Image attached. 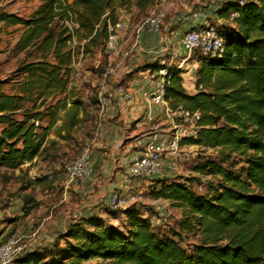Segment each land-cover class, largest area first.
<instances>
[{
    "label": "trees",
    "instance_id": "1",
    "mask_svg": "<svg viewBox=\"0 0 264 264\" xmlns=\"http://www.w3.org/2000/svg\"><path fill=\"white\" fill-rule=\"evenodd\" d=\"M154 1L38 0L27 16L0 12L4 26H19L13 49L26 55L10 82L0 80V169L13 171L40 156L50 158L56 122L54 135L67 140L83 121L87 105L69 94L74 51L67 45L63 21L71 16L78 23L82 52L105 50L107 21L115 23L131 4L149 8ZM232 13L236 17L229 19ZM214 14L221 21L217 31L223 51L214 57L195 53V91L183 87L180 68H167L164 99L171 108L200 115L195 135L181 143L213 152L198 157L192 167L197 177L165 178L150 192L179 209L176 229L153 226L147 210L130 204L109 211L126 216L125 229L108 227L97 216L77 219L51 246L23 253L16 261L264 264V0H243L241 5L229 0ZM144 66L151 71L166 67L157 61ZM8 83L10 92L3 88ZM88 99L98 110V95ZM21 202L22 216L37 205L30 195Z\"/></svg>",
    "mask_w": 264,
    "mask_h": 264
},
{
    "label": "rangeland",
    "instance_id": "2",
    "mask_svg": "<svg viewBox=\"0 0 264 264\" xmlns=\"http://www.w3.org/2000/svg\"><path fill=\"white\" fill-rule=\"evenodd\" d=\"M179 0L174 1V7ZM189 5V12L195 8L202 9L206 13V17L214 25L219 27L218 19L213 16H209L208 11L215 4L222 5V3L229 0H184ZM38 0H0V12L16 13L21 16H27L37 5ZM147 8H137L133 4L126 10L130 13L129 23H132L131 27H128L126 33H130L127 45L133 41L136 32L134 31V24L141 18L147 16ZM171 13V10H170ZM169 13L163 20V23L159 29L163 35L168 31L164 30V27L169 23ZM200 21V20H197ZM19 26H4L0 22V80H8L13 76L15 67L25 58L24 52H15L14 44L18 38L20 28ZM185 33V32H184ZM77 41H79L77 39ZM84 41L80 40L79 42ZM71 49V48H70ZM182 49V47H181ZM73 53L70 67L69 78V94L74 98L82 101L87 105V111L83 118V121L76 129H74L70 137L67 140H61L54 134V129L58 127L59 121L51 129L50 137H54L56 144L50 151L51 157L48 160L64 159L66 163L72 161L84 147L90 149V141L92 136L97 130L98 119L97 113L94 111L92 105H88V95L97 96L98 93L102 97L103 91L100 89V81L105 82L107 75H104V71L107 68L108 54L104 50V46L98 47L90 52H82L78 45L71 49ZM182 54L183 49H182ZM129 56V55H128ZM127 59V58H125ZM174 66L177 63L173 64ZM198 66L197 55H193L186 63L180 68L182 73V81L185 86L192 83L194 86L195 70ZM4 90L10 92V83L4 85ZM187 91V90H186ZM141 139V138H140ZM141 145V144H140ZM185 151L189 154L188 160L173 159L170 157V166L165 178L170 181H181L190 176H196L197 174L192 171L193 165L197 162L198 157H204L212 154L210 149H201L199 147H184ZM141 150V146L140 149ZM163 159H168L164 157ZM38 162L28 167H21L18 170L8 171L0 169V242L5 239L9 233H16L21 237L22 243H24V251L26 253L31 250L45 249L51 246V243L63 233L66 226L74 220L87 218L90 216H102L100 219L103 222L106 221V226L123 230L127 226L126 216L123 220L112 215L109 208L105 206L98 208L97 206L87 208L83 205L79 199H74L73 195L68 196L67 189L64 190L59 185L51 186L46 181L50 182L52 178L47 177V168L45 166L37 165ZM53 175L58 173H52ZM35 180L43 182L41 185L35 184ZM148 180V179H147ZM201 183L205 178H201ZM78 182V181H73ZM151 186H148V190L144 191V195L139 196L137 204L139 207H144L143 210L148 211L150 223L153 226L167 227V229H176V223L179 218V209L172 205L171 202L159 199L154 202L150 191L156 185V180L150 181ZM152 183H154L152 185ZM25 195H30L38 200V205L30 213L28 217H24L21 214V199ZM79 200V201H78ZM154 202V203H153ZM118 214V212H117ZM119 215V214H118ZM160 215L162 217L160 218ZM109 217V218H108ZM108 222V223H107ZM165 231V230H164ZM35 233L34 236H30L31 233ZM31 239H28V237ZM188 241H192L188 238ZM97 260H90L84 264H94ZM13 264H21L18 261H13Z\"/></svg>",
    "mask_w": 264,
    "mask_h": 264
},
{
    "label": "crops",
    "instance_id": "3",
    "mask_svg": "<svg viewBox=\"0 0 264 264\" xmlns=\"http://www.w3.org/2000/svg\"><path fill=\"white\" fill-rule=\"evenodd\" d=\"M218 7L219 4L213 5L208 11L209 16L214 17V11ZM189 8L188 3L179 0L175 7L172 5L168 10L169 23L164 27L165 33L168 32L163 35L159 31L154 33L146 30L141 31L133 48L131 42L127 45L130 33H126V31L122 33L121 43L125 49H130V53L127 59H123L119 66L105 76L107 78L105 82L100 81V89L107 97L108 102L102 111H99V108L95 111L98 127L90 141L91 175L89 178L78 182L68 181L64 172L65 164H67L64 159L48 160L49 157L44 159L40 156L30 163H24L20 168H26L36 162L39 166H45L47 171L44 173H47L48 178H52L50 182L46 181V183L51 184L52 187L59 185L61 190L67 189L68 196L73 195L74 199H79L83 205L88 206L87 208L97 205L98 208L103 206L109 208L106 202L115 190H119L123 196L135 195L138 200V197L144 195L143 192L148 190V186H151V180L160 181L168 176L170 158L163 159L161 172L148 180L129 178L127 167L139 155L140 146L148 138L150 132H157L159 137H163L170 127L161 106L151 105L147 102V96L158 82L159 77L156 70L151 71L144 65L157 61L159 65L167 66L178 64L181 61L183 57L180 45L181 36L187 30L204 23L191 19L188 14ZM129 19L130 13L119 12L118 20L124 23L126 30L132 25L129 23ZM115 63V56L108 54L107 68L115 66ZM117 87H121L123 93H126L128 97L124 98L117 91ZM183 87L188 93L195 91L192 83L187 86L183 83ZM52 173L58 174L53 175ZM43 183L44 181L35 180L37 185ZM158 186L156 183L153 189ZM35 200L38 205V200ZM137 200L131 204H136L139 207ZM153 200L155 202L159 198H153ZM141 209L143 210L144 207ZM106 211H110V208ZM101 217H106V215L99 216V218ZM117 217L123 220L125 215L120 213ZM161 217L162 215H160Z\"/></svg>",
    "mask_w": 264,
    "mask_h": 264
},
{
    "label": "built area",
    "instance_id": "4",
    "mask_svg": "<svg viewBox=\"0 0 264 264\" xmlns=\"http://www.w3.org/2000/svg\"><path fill=\"white\" fill-rule=\"evenodd\" d=\"M176 0H155L149 7L147 16L141 18L134 24V31L136 32L135 38L131 42L133 48L138 41L141 31L158 32L169 8ZM238 4H242L243 0H234ZM190 17L194 20H200L204 23L197 27L187 30L180 39V45L183 49V57L176 65L181 68L195 53L200 55H209L211 57L219 56L223 51V38L217 31V26L214 25L206 17V13L199 8L190 11ZM236 17L232 13L229 19ZM219 21V20H218ZM221 21L219 22V24ZM64 27L67 30L69 39L67 45L74 50L78 45L83 48L84 41H77L76 32L78 30V23L71 17L63 21ZM126 31L124 23L117 20L115 23H106L107 37L105 40V51L112 54L116 58L115 66L109 67L104 71V75L113 71L115 67L119 66L123 59L127 58L130 49H125L121 43L122 33ZM162 67L157 70L159 77L158 82L152 88L147 96V102L151 105L161 106V110L169 121L170 127L164 133L163 137H159L157 132H150L148 138L143 142L139 155L132 160L127 167V175L132 179L147 180L161 172L164 157H172L173 159L188 160L189 154L185 151V146L182 144L181 139L187 136H194L198 129L199 112L183 109L178 106L171 108L167 101L164 99V85L166 83L167 68ZM117 91L122 94L124 98L128 95L123 93L121 87H117ZM106 96H98L99 111L107 104ZM204 149L203 147H199ZM89 148L84 147L80 153L65 166V175L68 181H83L90 177ZM137 197L135 195L123 196L119 190H115L108 198L106 205L110 209H120L125 206L135 203ZM35 233H31V237ZM28 239H31V237ZM24 243L21 237L16 233L8 234L3 241L0 242V264H13V261L22 256L24 251Z\"/></svg>",
    "mask_w": 264,
    "mask_h": 264
}]
</instances>
